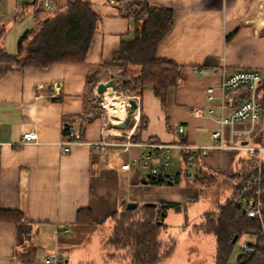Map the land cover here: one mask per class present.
I'll list each match as a JSON object with an SVG mask.
<instances>
[{
  "label": "crops",
  "instance_id": "1",
  "mask_svg": "<svg viewBox=\"0 0 264 264\" xmlns=\"http://www.w3.org/2000/svg\"><path fill=\"white\" fill-rule=\"evenodd\" d=\"M86 1L100 22L84 62L21 69L0 65L6 69L0 77V210L19 213L16 220L0 219V264H46L44 259L54 251L64 256L58 264L116 261L105 248L112 228L103 241L104 236L95 238L93 234L113 222V215L128 202L156 206L174 202L176 206L165 210L163 230L175 221L182 224L181 231L189 232L191 203L200 194H211L210 187L225 180L224 198L216 208L224 203L233 193V175L244 170L252 158L244 146L264 144L261 108L250 131L243 132L250 129L249 121L235 123L234 128L241 130L235 135V145L240 148L211 147V133L219 127L221 112L228 114L248 97L244 86L224 92L218 88L222 69L226 73L264 70V0H148L172 11L171 27L156 50L158 56L180 66L181 81L168 89L164 105L150 85L132 94L137 108L124 128L114 126L117 116L96 99L95 88L113 74L110 66L99 65L109 63L121 41L133 37V22L123 15L124 0ZM51 2L55 7L61 0ZM15 3L16 12L20 3ZM113 79L117 84L114 74ZM207 86L215 88L211 102L206 100ZM118 93V89L107 88L103 96L111 95L118 103ZM196 107L202 110L199 116L192 113ZM208 107L214 109L213 114L207 113ZM72 124L79 127L80 139L63 153L59 142L65 140ZM179 126L182 133L177 131ZM222 130L228 142L229 127ZM26 131H35L37 139L18 147L16 143ZM150 143L189 146L170 150L169 171L175 175L171 183H151L152 174L140 163L121 168L145 149L153 152ZM199 146L210 149L201 154L194 149ZM208 178L212 184L202 190L199 183ZM207 211L189 233H201L193 228ZM79 218L88 221L79 222ZM71 227L77 230L72 232ZM81 235L93 244L77 248Z\"/></svg>",
  "mask_w": 264,
  "mask_h": 264
},
{
  "label": "trees",
  "instance_id": "2",
  "mask_svg": "<svg viewBox=\"0 0 264 264\" xmlns=\"http://www.w3.org/2000/svg\"><path fill=\"white\" fill-rule=\"evenodd\" d=\"M123 15L133 22L134 35L130 40H122L119 49L109 63L117 78V89L123 94L139 93L150 85L154 94L164 105L169 88L180 81L181 68L170 59L157 55V44L167 34L172 24V11L169 8L152 5L148 0H124ZM44 0H25L15 12L16 19L31 11L33 26L25 29L17 39V51L9 53L0 45V65L9 64L15 69L25 66L47 67L55 62L82 63L91 44L100 16L86 0H61L50 10L43 5ZM138 6L132 9V5ZM0 22V41L5 35ZM0 68V77L5 73ZM255 99L264 108V70L255 90ZM142 123L139 126L141 129ZM260 169L261 210L264 206V152L260 165L255 158L246 162L244 170L233 175V193L216 209L203 213V221L194 226V232L211 233L215 236L216 247L214 264H229L233 245L242 236L250 235L246 241L250 247L241 250L236 264H264V233L260 219L245 214L240 200L255 195L256 186L250 183L251 177ZM154 184H165L161 180L150 179ZM171 183L168 181L166 184ZM247 185L246 190L242 186ZM161 205H163L161 207ZM176 206L174 202H163L159 206H126L113 215V226L105 246L111 250L109 256H118L125 251L129 264H162L175 247L176 241H162L160 233L164 228L163 216L166 208ZM19 213L0 210V219L16 220ZM80 219L79 222H87ZM236 240L233 242V238Z\"/></svg>",
  "mask_w": 264,
  "mask_h": 264
},
{
  "label": "built area",
  "instance_id": "3",
  "mask_svg": "<svg viewBox=\"0 0 264 264\" xmlns=\"http://www.w3.org/2000/svg\"><path fill=\"white\" fill-rule=\"evenodd\" d=\"M16 1L17 3L23 2V0H16ZM43 5L47 10L53 8L51 0H44ZM198 70L202 71L201 69ZM260 78H261V72L255 69L253 70L239 69L232 71L230 73H226L225 69H222L221 79L218 88L222 92H224L225 90L236 89L238 87L244 86L248 91V97L245 100L241 101L228 114H224L223 112H221L218 119L219 127L211 133V138L213 140V145L211 146L212 148L224 149V148L241 147V145L239 146L235 145V135L236 133L241 132V130L240 131L236 130L234 128V125L237 121L247 120L250 123V129L243 130V132H248L258 122L260 117L261 107L255 99V90ZM214 89L215 88L213 86H207L205 89L206 100L209 102H211L215 98ZM117 95L119 97V101L121 99L125 100L126 109L128 106L127 99L128 98L135 99L136 97V95L123 94L121 91H119ZM120 96L123 97L120 98ZM105 97L106 96H103L99 100V102L106 109V106L104 105ZM220 107L221 109H224L225 103L222 102L220 104ZM213 112L214 109L212 107H208L207 113L213 114ZM192 113L195 116H199L202 114V110L201 108L196 107L192 110ZM124 116L122 118L117 119L118 121L116 120V122L122 121ZM223 126L229 127V137L227 140L228 142L224 140V135L222 130ZM183 130L184 129L182 126H179L177 128V131L179 133H182ZM36 139H37V133L35 131H26L22 134L21 139L16 144L18 147H21L30 141H35ZM79 139H80L79 127L74 124L70 125L65 140L59 142L61 151L63 153H66L70 149L71 145L79 142ZM127 144H130V141H128L126 145ZM148 146L153 147L154 149L153 152H151V150L145 149L138 158H132L130 162L123 163L121 165V168L127 169L129 168L131 163L132 164L140 163L143 167H147L149 169L150 173L152 174V178L154 180H161L164 183H167L168 181L171 182L174 181L175 175H173L169 171L168 156L170 150L173 147L187 149L189 146L183 143H175V144L150 143ZM244 147L248 151L250 157L255 158L257 160V164L260 165V162L262 160V153L264 152V144L261 146L246 145ZM194 149L198 150L201 154H204L210 149V147L199 146ZM189 158L190 156L187 157V160H189ZM250 183L256 186L255 195L251 196L245 201L240 200L239 206L243 207L246 215L261 219L262 218L261 200H260L261 191L259 189V185L261 183L260 169H258L256 176L251 177ZM246 189H247V185H243L242 190H246ZM240 246H241V250L243 251L250 249L248 243L245 240L241 241ZM63 260H64V256L58 251H54L44 259V262L46 264H58L60 262H63Z\"/></svg>",
  "mask_w": 264,
  "mask_h": 264
},
{
  "label": "rangeland",
  "instance_id": "4",
  "mask_svg": "<svg viewBox=\"0 0 264 264\" xmlns=\"http://www.w3.org/2000/svg\"><path fill=\"white\" fill-rule=\"evenodd\" d=\"M125 6V1H124ZM15 7L16 3L15 0H3L0 3V22H2L3 27L5 28L6 32L2 40L0 41V45H2L7 52L9 53H15L17 51V39L19 35L27 28H30L33 26V18L31 11H27L22 17L16 19L15 16ZM20 7V6H18ZM138 6L132 5V9H137ZM132 95V94H128ZM123 96H120L122 98ZM105 105L107 106L108 103L104 100ZM245 155V154H244ZM183 163V161H182ZM145 171H148L147 168H144ZM211 179H204L199 183V187H201L202 190H206L208 187L211 186ZM226 181L223 180V182L219 181L218 184L212 185L210 187V193H207V195L200 194L199 200L196 202H192L191 208L187 211V216L189 221V227H187L190 232L191 226H193V223H199L201 213L205 210H214L216 209V203L220 200H223L224 197H222L225 188H226ZM218 186V187H217ZM215 187V188H214ZM168 210H174V209H168ZM167 210V211H168ZM168 214V213H167ZM175 216V215H173ZM197 219H194L196 218ZM170 218V216H169ZM181 219L183 222L185 221V212L181 214ZM173 221V219H172ZM261 225L263 227V233H264V206L262 207V218L260 219ZM171 225H168L166 230H163L160 235V239L164 241H168L170 238L174 239L176 241L175 247L173 249V252L171 255L165 259V261L162 264H214V255H215V236L211 233L207 234H199L197 236H194L192 232H185L181 231V225L180 223H170ZM113 222L109 221L108 224L102 228H99L95 234H93V229H91V234L95 236V238L98 236L101 238V236H104L102 241L105 240V238L109 235V232L112 228ZM108 227V229H107ZM80 228V227H79ZM87 229V228H86ZM70 230L74 232L77 230V227H71ZM108 230V231H107ZM186 230V231H187ZM90 234V236H91ZM252 241L253 238H251L250 235L242 236L238 241L235 242L233 245L232 252L229 257V264H236L237 263V257L239 253L241 252V241ZM79 245H77V248H82L81 246H84L85 243L89 242L93 244L92 241H88L83 239V236L78 239ZM94 241V240H93ZM103 247H105L103 245ZM107 251H113L107 247H105ZM117 260L114 261L113 259L109 260V264H128V259L126 257H122L125 255L124 250H120L117 253Z\"/></svg>",
  "mask_w": 264,
  "mask_h": 264
},
{
  "label": "water",
  "instance_id": "5",
  "mask_svg": "<svg viewBox=\"0 0 264 264\" xmlns=\"http://www.w3.org/2000/svg\"><path fill=\"white\" fill-rule=\"evenodd\" d=\"M107 88H110L112 92L117 90V84L115 83V81L113 79V74L112 73L110 74V78L106 82L97 83L96 84V88L95 89H96V99L97 100H100L103 97L104 92L107 90ZM127 104H128V106H127L126 114H125L123 120L120 121V122L114 123L115 127L124 128V127H126L129 124L130 118L134 114V112H135V110L137 108V102L133 98H128L127 99ZM144 205L156 206V203L145 202ZM136 206H137V203H135V202H128L127 205H126L127 208H135ZM162 206L163 205H161V207ZM235 240H236V237L233 238V242Z\"/></svg>",
  "mask_w": 264,
  "mask_h": 264
},
{
  "label": "bare ground",
  "instance_id": "6",
  "mask_svg": "<svg viewBox=\"0 0 264 264\" xmlns=\"http://www.w3.org/2000/svg\"><path fill=\"white\" fill-rule=\"evenodd\" d=\"M105 101H106V103H108L107 106H106L105 102H104V105L106 106L107 110L110 112V114L114 113L115 117L117 116V119L122 118L125 115L126 108H125V100L124 99H121L120 101H118V103H115L116 100L114 101L112 99V96L108 95L105 98Z\"/></svg>",
  "mask_w": 264,
  "mask_h": 264
}]
</instances>
